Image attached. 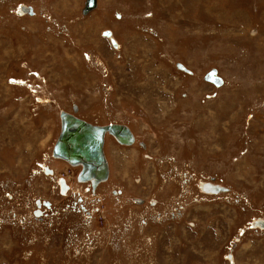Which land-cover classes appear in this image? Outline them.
I'll return each mask as SVG.
<instances>
[{"label": "rangeland", "instance_id": "obj_1", "mask_svg": "<svg viewBox=\"0 0 264 264\" xmlns=\"http://www.w3.org/2000/svg\"><path fill=\"white\" fill-rule=\"evenodd\" d=\"M84 3L0 0V264H264V0ZM73 105L135 137L96 189L52 157Z\"/></svg>", "mask_w": 264, "mask_h": 264}, {"label": "water", "instance_id": "obj_2", "mask_svg": "<svg viewBox=\"0 0 264 264\" xmlns=\"http://www.w3.org/2000/svg\"><path fill=\"white\" fill-rule=\"evenodd\" d=\"M97 6V0H85L84 7L81 11L82 15H87ZM24 13L32 15L31 8H21ZM110 36V32L106 33ZM114 47L116 43L111 42ZM177 68L185 73L190 71L185 69L182 64H177ZM206 82H211L220 87L223 84L221 78L217 76L215 70H211L204 77ZM77 107L73 105V113L60 111L59 118L61 121V129L58 138L52 148V157L63 160L64 162L80 167L78 181L82 183H90L92 189H96L98 184L106 181L109 177V167L104 155V138L106 134L112 136L121 145H132L134 136L126 125L108 124V125H92L74 114ZM61 188L65 191V184L61 181ZM207 191L218 193L226 191L220 186H207ZM206 191V189H205ZM40 214L35 212V216ZM262 227H264V221Z\"/></svg>", "mask_w": 264, "mask_h": 264}, {"label": "bare ground", "instance_id": "obj_3", "mask_svg": "<svg viewBox=\"0 0 264 264\" xmlns=\"http://www.w3.org/2000/svg\"><path fill=\"white\" fill-rule=\"evenodd\" d=\"M22 8V7H21ZM20 8V9H21ZM23 12V11H22ZM109 39H111V42H114L115 43V41H114V39H112L111 37L109 38ZM216 86V85H215ZM61 122V121H60ZM61 129V128H60ZM109 135V134H108ZM112 137V136H111ZM135 140V139H134ZM121 145V144H120ZM122 146H129V145H122ZM103 151H104V148H103ZM104 155H105V153H104ZM57 159V158H56ZM105 159H106V157H105ZM60 160V159H59ZM68 164V163H67ZM70 165V164H69ZM70 166H73V165H70ZM73 167H77V166H73ZM218 186V185H211V184H204V185H202V188H204V190L206 189V191L205 192H207V193H210V194H215V193H211V192H209V191H207V186ZM221 187V186H220ZM223 188V187H222ZM257 224H258V222H256ZM259 226H260V228H264V227H262V222L260 223L259 222V224H258Z\"/></svg>", "mask_w": 264, "mask_h": 264}, {"label": "flooded vegetation", "instance_id": "obj_4", "mask_svg": "<svg viewBox=\"0 0 264 264\" xmlns=\"http://www.w3.org/2000/svg\"><path fill=\"white\" fill-rule=\"evenodd\" d=\"M130 130H131V129H130ZM131 133H132V132H131ZM106 135L108 136V134H106ZM106 135H105V136H106ZM109 136H110V135H109ZM133 136H134V135H133ZM110 137H111V136H110ZM112 138H113V137H112ZM113 139H114V138H113ZM134 139H135V137H134ZM104 141H105V138H104ZM61 161H63V160H61ZM63 163L67 164V163L64 162V161H63ZM107 163H108V162H107ZM67 166H69V165L67 164ZM108 167H109V166H108ZM68 168H71V169H72V167H70V166H69ZM74 168H76V167H74ZM79 169H81V168L79 167ZM60 183H61V182H60ZM60 183H59V185H60ZM59 190H60V189H59ZM67 191H68V190H67ZM206 195H207V194H206ZM210 195H211V194H210ZM214 195H215V194H214ZM263 231H264V230H263ZM230 258H232V257H230ZM232 259H233V258H232Z\"/></svg>", "mask_w": 264, "mask_h": 264}]
</instances>
